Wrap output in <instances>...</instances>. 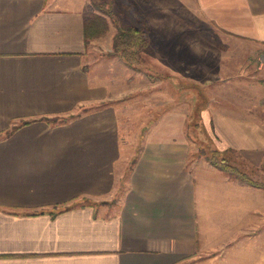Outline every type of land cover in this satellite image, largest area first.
I'll return each mask as SVG.
<instances>
[{
    "label": "crops",
    "instance_id": "obj_1",
    "mask_svg": "<svg viewBox=\"0 0 264 264\" xmlns=\"http://www.w3.org/2000/svg\"><path fill=\"white\" fill-rule=\"evenodd\" d=\"M132 1L151 32L142 53L211 89L212 147L261 171L264 0ZM93 13V0H0V264H264V187L199 155L186 109L123 158L121 96L85 45Z\"/></svg>",
    "mask_w": 264,
    "mask_h": 264
},
{
    "label": "rangeland",
    "instance_id": "obj_2",
    "mask_svg": "<svg viewBox=\"0 0 264 264\" xmlns=\"http://www.w3.org/2000/svg\"><path fill=\"white\" fill-rule=\"evenodd\" d=\"M93 1L95 4H93L94 9L97 11L98 15L105 18L108 27L101 36L91 38L87 49L92 50L93 58L101 60L100 62L103 63L101 65L102 67H107L106 73L108 82L111 81L113 85H116L118 95L121 96V98L116 101L117 103L115 105L119 108V115L121 117V140L125 148L123 151V158L129 157L132 159L130 161L136 158L140 152L145 134L150 130L153 124L158 121L159 115L163 114L164 111L169 109L172 105L173 109L181 108L187 110L189 115V126L187 131L191 146H200L198 148V154L203 155L208 160L207 155L211 153V146H217V140H215L217 138H215V135H211L209 131L202 126L200 116L202 113L201 111L206 106L207 98L210 97L211 89L202 88L200 85L195 86L191 81H187L188 87L183 86V82H181L182 85H180V82L178 80L175 81L173 78L172 73L174 72H172V68L166 65L163 66V64L151 62V53L150 56L147 52L144 54L141 53V60L137 64V68L129 66L120 52H115L113 38L119 27L136 26L138 24L136 17L133 15L130 7L124 6L122 0ZM149 40L152 42L151 32ZM159 40V38H156L155 43L157 44ZM211 41L221 48L233 46L240 50L241 47L239 46H242L238 39L232 38L220 40L218 37H210L208 42ZM227 53L229 60L234 58L235 54H232V52L229 53V51H227ZM113 56H116L118 60L123 61L124 64L129 67L127 71L123 72L119 67L112 65V62L109 60ZM158 57L164 58L163 56ZM168 57L172 59L175 56L171 55ZM253 57L258 66L262 61L259 57V53L254 54ZM191 58V61L195 63V57L191 56ZM175 60L176 59H173V61ZM105 70L106 68L103 69V71ZM186 87L187 89H185ZM260 87H263L264 90V82ZM261 96L262 99H264V94H261ZM169 99H171V102ZM181 99L182 103L179 104ZM220 156L223 157L221 154ZM224 158H226V156ZM130 161L129 163L132 164ZM226 161L235 166L229 159L226 158ZM237 168L240 169L239 167ZM261 168V171L253 168L249 170L250 172H246V174L250 180L256 181L258 185L252 182L249 183L264 187V166ZM128 173L129 171L127 169L124 181ZM125 186L126 183L121 186L119 191H123Z\"/></svg>",
    "mask_w": 264,
    "mask_h": 264
},
{
    "label": "trees",
    "instance_id": "obj_3",
    "mask_svg": "<svg viewBox=\"0 0 264 264\" xmlns=\"http://www.w3.org/2000/svg\"><path fill=\"white\" fill-rule=\"evenodd\" d=\"M122 3L124 6L130 7L138 24L136 26H126L125 28L119 27L113 38L114 48L115 52H120L122 57L126 59L129 66L137 68V64L141 60V53L150 44V29L147 21L144 19L142 13L133 1L122 0ZM107 27V22L103 16L96 13L91 14L90 17L85 20V45L89 43L91 38L101 36L106 31ZM220 154L221 153L217 148L211 146V153L207 155L208 160L219 168L230 172L245 181L258 185L256 181L250 180L246 173L227 162L226 158L221 157Z\"/></svg>",
    "mask_w": 264,
    "mask_h": 264
}]
</instances>
